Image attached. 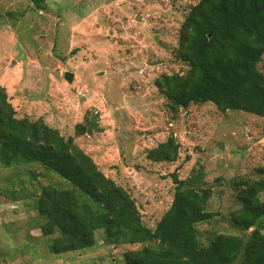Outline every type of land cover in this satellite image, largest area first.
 Listing matches in <instances>:
<instances>
[{"label": "rangeland", "instance_id": "obj_1", "mask_svg": "<svg viewBox=\"0 0 264 264\" xmlns=\"http://www.w3.org/2000/svg\"><path fill=\"white\" fill-rule=\"evenodd\" d=\"M200 1L42 0L39 8L35 0H0V87L19 119L43 120L73 138L132 195L148 229L172 205V175L203 172L202 184L191 186L211 192L206 207L215 216L197 226L206 246L218 234H241L232 216L242 207L241 185L264 180V118L211 103L173 114L156 88L163 75L189 70L177 57L179 37ZM93 119L101 130L78 136L76 126ZM171 137L177 161H150L149 151ZM48 185L71 187L39 165L0 168V264H126L125 255L142 248L104 244L97 232L91 249L51 254L33 207ZM260 228L264 234V219Z\"/></svg>", "mask_w": 264, "mask_h": 264}, {"label": "trees", "instance_id": "obj_2", "mask_svg": "<svg viewBox=\"0 0 264 264\" xmlns=\"http://www.w3.org/2000/svg\"><path fill=\"white\" fill-rule=\"evenodd\" d=\"M41 2L35 0L39 8ZM177 57L189 70L155 82L173 114L211 103L221 113L264 118V73L259 69L264 57V0H201L181 27ZM96 130L101 129L94 119L76 126L80 137ZM179 150L171 137L147 157L154 163L176 162ZM24 165H39L72 187L43 186L34 197L41 220L38 229L52 238L53 255L91 249L97 232H103L104 244L142 246L125 255L126 264H264V180L239 189L242 207L232 223L240 235L218 234L206 246L200 242L197 226L215 215L206 207L210 190L200 186V195L193 187L204 180L203 172L197 171L192 180L172 175V205L156 228L148 229L132 195L107 177L73 138L43 120L19 119L0 87V168Z\"/></svg>", "mask_w": 264, "mask_h": 264}, {"label": "water", "instance_id": "obj_3", "mask_svg": "<svg viewBox=\"0 0 264 264\" xmlns=\"http://www.w3.org/2000/svg\"><path fill=\"white\" fill-rule=\"evenodd\" d=\"M65 79H66L69 83H72V82H73V79H74V74H72V73H66V75H65Z\"/></svg>", "mask_w": 264, "mask_h": 264}]
</instances>
